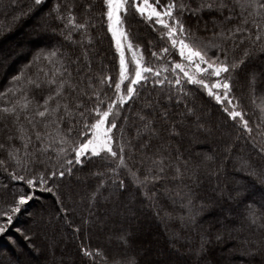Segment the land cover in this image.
<instances>
[{
  "label": "trees",
  "instance_id": "trees-1",
  "mask_svg": "<svg viewBox=\"0 0 264 264\" xmlns=\"http://www.w3.org/2000/svg\"><path fill=\"white\" fill-rule=\"evenodd\" d=\"M67 2L69 0H42L40 5H36L34 0H0V46L5 45V38L10 33L14 32L13 39L17 38L19 33L27 34L25 50L8 51L9 59L0 61V108L18 98L19 94L9 92V89L24 86V80L21 79L17 84L12 79L14 76H20L21 73L26 77L32 76L38 73L39 69L44 72L55 71L53 65L43 60L44 55L53 51L57 53L52 58L53 62L63 57L64 67L71 73L70 78L80 82L81 88H86L88 78H92L91 82L96 87L88 88L89 94L94 90L99 91L101 99L105 101L113 96L111 88L105 84H97V78L101 75L116 79L118 74V54L111 33L107 30L103 0H94L89 13L83 0H71L75 5L73 11L77 21L88 18V30L87 33L82 30L72 32L70 40L65 38L68 32L65 22L56 19L57 13L53 10L59 3L63 11V5ZM201 2L202 0H184L192 9H196ZM205 2L215 3L216 0ZM224 2L229 5L228 8H202L195 15L186 11L183 20L186 27H191L200 38L217 45L223 43L230 60L243 57L245 49L257 48L231 79V96L239 101L238 110H242L245 119L249 120L253 133L249 135L238 120L228 118L222 111V107L228 105L218 104L199 86L189 84L183 78L179 85L169 84L167 81L174 80L176 72L179 71L172 70V62L179 59L177 54L171 48L167 55L160 53L159 49L166 47L167 43L161 38L158 27L154 30L150 24L129 14L125 18V26L133 44L138 45L143 52L145 63L153 67L163 65L168 71L161 70L160 78L167 77L163 85L149 82L145 87L138 88V95L123 106L121 115L117 118V126H123L125 139L131 141L132 147L125 148L124 156L132 171L137 172L143 179L147 168L151 167L153 172L158 171L160 157L164 158L165 171L160 173V180L141 187L135 182V177L124 168L115 173L111 172L108 169L115 167L114 164L92 157L91 162L83 166L74 163L71 166V175L66 173L63 178H55L59 187L54 189L53 193L37 190L36 198L14 215L12 224L18 220L21 223L29 222L34 217V209L30 210L32 207L42 210L45 206L57 215L70 214L72 220L67 221L66 218L63 223L67 226L68 249L74 259L72 263L58 259V264H127L132 259L136 264H179L181 259L190 260L191 264H264V174L261 172L264 169V154L259 151L264 138L257 134L259 130L255 128L256 124L261 123L257 105L264 102V51H259L258 45L251 44L247 38L248 33H244L243 38L241 34H237L236 39H228L226 42H223L222 37L213 35L220 31L221 26L227 29L242 23L241 9L235 6L234 0ZM18 7L21 9L18 10ZM15 9L18 16L16 22L10 24L11 19L7 15ZM39 14L45 18L42 25L37 23L36 31L26 32L18 27L20 23L32 22L31 16ZM244 16H247V12ZM244 27L253 34L256 32L251 23ZM85 36H90L91 42ZM153 51L158 53L157 57L151 55ZM216 52L217 49L213 48L209 55ZM38 55L42 57L40 61L35 60ZM253 66L256 71L261 68L257 73H260L262 78L250 85V88L247 72ZM257 73H254L255 76ZM67 77L68 73H65V78ZM181 88L184 91H180ZM47 93L48 89L42 88L33 89L32 94L40 100ZM74 95L80 97L81 94L76 92ZM83 99L88 108L95 102V97L90 100ZM179 111L184 112L182 116L178 115ZM202 111L204 113H201ZM86 115L89 117L88 122H91V114ZM140 115L151 118L152 127L158 134L154 135L143 128ZM215 117L223 120L224 123L220 126L225 131L212 122ZM80 127L81 124L76 123V131H79ZM192 128H195V132L191 131ZM17 129L18 125L13 116L0 113V144L5 146L0 148V161L4 162L0 164V207L12 202L15 194L13 188L16 192L21 188L27 191L22 181L11 178L14 169L18 174H23L8 155L10 144L17 147L21 144L17 139H8L18 135ZM76 131L72 134L73 139H77ZM220 131L228 140L206 136L209 133L221 135ZM52 135L55 136L54 131ZM114 139H118V136ZM241 141L244 142V149L240 148ZM58 147V143L53 144V148L46 154V157L51 159L42 157L45 164L37 163L32 170L46 173L53 165L62 170L64 160L71 159L72 155L69 153L57 160L55 149ZM117 148L118 145L114 143L113 149ZM30 150L34 149L30 146ZM19 155L22 156L23 153ZM154 160L157 161L156 164L152 163ZM177 166L183 173L182 177H177ZM119 180H123L124 188L117 187ZM51 183L50 180V186ZM79 183L83 185L81 197L84 198L80 205L86 214L79 212L77 217H74L73 212H65L62 197L66 186L71 190L72 187L81 186ZM98 186L99 190L93 199L92 193L97 191ZM144 192L153 198L148 199ZM69 195L68 193L67 197ZM145 205L147 207L144 208ZM143 211L149 215H153V211L158 214L156 217L153 215L150 222L146 223L142 222L139 216ZM250 211L256 213L255 223L250 218ZM111 212L114 216L109 217ZM91 213L98 218L95 226L94 220H90ZM235 213L238 214L236 217ZM231 215L235 218L229 217ZM74 218L81 223L74 226ZM167 220H170L171 224L164 232L160 225ZM88 223L92 228H89ZM99 223L101 227H98ZM30 224H23L22 227L32 230ZM152 229L159 234L163 243L151 239ZM3 235H0V244H4L5 249H8L6 257L12 259L15 248ZM15 236L28 253L21 255L19 264H36L34 255L39 254L40 258L46 256L48 249L43 241L36 247L29 244L19 233ZM36 237L40 240L39 236L35 235ZM154 245L162 249L161 254L158 255L154 251ZM57 247L58 245H55L53 248ZM82 247L89 251L99 250V254L94 257L85 256L81 251ZM173 250H177L178 254L182 250L186 252L174 256Z\"/></svg>",
  "mask_w": 264,
  "mask_h": 264
},
{
  "label": "snow or ice",
  "instance_id": "snow-or-ice-1",
  "mask_svg": "<svg viewBox=\"0 0 264 264\" xmlns=\"http://www.w3.org/2000/svg\"><path fill=\"white\" fill-rule=\"evenodd\" d=\"M34 3L40 5L42 0H34ZM234 3L236 7L241 9V25L227 29L221 26L220 31L213 33V35L222 37L223 42H226L228 39H236L237 34H241V38H243V34L248 33L247 38L251 44L258 45V50L264 51V2L261 0H234ZM103 4L107 30L111 33V38L115 42V51L118 53V74L116 79L101 75L97 78V84H105L111 88L113 90L112 97L105 101L101 99L99 91L94 90L89 94L87 89L96 87L91 82V77L88 78L86 88H81L80 82H75L70 78L71 73L64 67L63 57L55 63L53 62L52 58L57 55L55 51L43 56V60H47L48 64L53 65L54 72L51 70L44 72L43 69H39L38 73L32 76L26 77L21 73L20 76L12 78L17 84L23 79L24 86L9 89V92L18 93V98L10 101L9 105L0 108V113L13 116L18 125V135L10 136L8 139L10 141L17 139L21 144L19 147L10 144L8 155L15 161L23 174H18L14 169L11 178L22 181L27 191L21 188L13 195L10 204L0 207V233L5 232L8 225L12 223L15 214L21 212L22 208H26L28 203L36 198L37 190L53 193L54 189L59 187L55 178H63L66 173L71 175V166L74 163L83 166L90 163L92 157H98L115 165V167L108 169L111 172L115 173L120 168L127 170L130 175L135 177V182L141 187H146L148 183L161 179L160 173L165 171L163 157L159 158L158 171L153 172L151 167L147 168V174L143 176V179L137 172L129 168L124 152L126 147L131 149V141L125 139L123 126L121 125L120 128L117 126V118L120 117L123 106L138 95V88L145 87L149 82L163 85L167 77L160 78L161 70L168 71L167 67L163 65L153 67L145 63L143 52L138 45L133 44L125 26V18L129 14L135 15L141 21L150 24L154 30L158 27L161 38L167 43L166 47L159 49L160 53L167 55L171 48L177 54L179 59L172 62V70L174 72L179 71L176 72L174 80L167 81L169 84L179 85L181 78H183L187 83L199 86L218 104L228 105L222 107V111L226 113L228 118L233 121L238 120L249 135L254 131L249 120L245 119L243 111L238 110L239 101L231 96V79L233 74L241 69V65L257 48L245 49L243 57L230 60L223 43L217 45L200 38L191 27H186L183 20L186 11L195 15L202 8L212 9L215 7L218 10L228 8L229 5L224 0H216L215 3L202 0L196 9H192L184 3V0H103ZM61 7L62 5L57 3L53 10L57 13L56 19L65 22L68 29L65 38L72 39V32L77 30L87 33L88 18L85 17L83 21H77L73 11L74 3L69 0L63 5V11H61ZM248 9H252V11L249 12ZM245 12H247V16H244ZM256 17H260V19H256ZM226 19H231V17H226ZM249 23L256 29L254 34L244 27ZM85 38L91 42L90 36H85ZM213 48L217 49V52L209 55V51ZM126 53L130 54V61L126 58ZM151 55L157 57L158 53L153 51ZM41 59L42 57L39 55L35 57L37 61ZM65 73H68L67 78H65ZM255 78L254 73L250 74V85H254ZM42 88L48 89V93L38 100L32 94L33 89ZM180 91H184V89L181 88ZM76 92L81 94L80 97L74 95ZM81 97L89 100L95 97V102L91 108H88ZM257 107L260 110L261 123L256 124L255 128L259 130L257 134L264 138V128H262L264 125V102ZM86 113L91 114V122H88L89 117ZM164 115L166 117L167 113ZM21 116H23V120H21ZM140 119L143 121L145 130L154 135L158 134L157 130L152 127L151 118L140 115ZM76 123L81 124L79 131H76ZM53 131L55 136L52 135ZM74 131H76L77 139H73ZM117 136L118 139H114ZM55 143L59 144V147L55 149L57 160L69 153H71L72 158L64 160V164L61 165L62 170L56 169L53 165L46 173L33 171L32 169L37 163L45 164V159L42 157H46L49 149H52ZM114 143L118 145L117 150L113 149ZM30 146L34 150H30ZM4 147L3 144H0V148ZM259 151L264 154V143L260 144ZM21 152L23 153L22 156L19 155ZM46 158L51 159V157ZM207 158L211 159V157ZM2 163L4 162L0 161V164ZM152 163L156 164L157 161L154 160ZM175 172L177 177L183 176L179 166L175 168ZM261 172L264 174V169ZM96 175H103V173H96ZM117 187H125L123 180H119ZM98 190L99 186L97 191L92 193L93 199ZM144 195L148 199L153 198L147 192H144ZM57 200H59L58 196ZM250 218L255 223L256 213L254 211H250ZM81 251L88 257L99 254V250L89 251L83 247ZM127 264H136V262L132 259Z\"/></svg>",
  "mask_w": 264,
  "mask_h": 264
},
{
  "label": "rangeland",
  "instance_id": "rangeland-1",
  "mask_svg": "<svg viewBox=\"0 0 264 264\" xmlns=\"http://www.w3.org/2000/svg\"><path fill=\"white\" fill-rule=\"evenodd\" d=\"M93 1L94 0H83V4L86 7V9L88 10L87 13H89L93 8V6H92ZM89 5L91 7H87ZM20 9L21 8L18 7V10H20ZM7 16L11 19L9 21V23L14 24V22H16V18L18 16V11L15 9L13 12H10ZM31 17L32 18H30V19H31V21L33 20L32 22H30V23L27 22L24 24L20 23V24H18V27L20 29L26 31V32H28V31L30 32L31 30L36 31L38 28L37 23L42 25L43 24V22H42L43 18H45V17H43L41 14L36 15V16H31ZM49 32L51 33L53 31H49ZM13 35H14V32L10 33V35H7L5 38V42H4L5 45L0 46V52H2V53H0V61L1 62L9 59L8 58L9 54H7L8 51L25 50V46H26V42H27V40H26L27 34L24 33V34H22L23 35L22 36L21 33H19V34H17L18 35L17 38H14V39L12 38ZM114 45H115V42H114ZM126 58H128L130 61V54L129 53H126ZM262 65L263 64L261 63L260 66H262ZM130 67H131V63H130ZM259 69L261 70L260 67H259ZM250 70L247 72V79L249 82L248 83L249 86H250V74L257 73L260 71V70L256 71L255 66H253V68H251ZM255 77H256L255 83H257L262 78L260 73H257ZM250 88H252V87L250 86ZM183 113L184 112L179 111L178 115L182 116ZM201 113H204V111H202ZM212 119H214V120H212ZM212 119L211 120L215 125H219V126L221 125L222 126V123H224L220 117H215ZM206 120H208V119H206ZM206 120H205V124L207 122ZM221 126L219 128L222 129L223 131H225V129H223V127H221ZM186 127H188V126H186ZM191 131L195 132V128L194 129L192 128ZM209 134H206V136H208L209 138L215 137L216 139L228 140V137H225L226 135L223 136L222 132H221V135H218L217 133L216 134L211 133L210 135ZM240 148H242V149L245 148L244 142H242V141L240 142ZM196 155H198V153H196ZM259 156L260 155L258 154V157ZM263 164L264 163L262 162V165ZM0 180H1V178H0ZM79 184H81V183H79ZM82 188H83L82 184H81V186L72 187L71 190H70V188L68 189L66 186L65 187V190H66L65 194L62 197V199H63L62 206H63L64 210L67 209V212H69V211L73 212L74 217L75 216L77 217V214H79V212L86 214L83 207L80 205V202H83V199H84L81 197V195H83V193H81L83 191ZM14 190H15L14 193H16V189L13 188V191ZM68 193L72 197H70V195H69V197H67ZM132 194L136 195L134 192H132ZM65 198H66V201H65ZM41 199L46 200L45 198H42V197H41ZM32 206H34V205H32ZM143 207L145 208L147 206L145 205ZM33 209H34V212H33L32 216H34V217L32 219H30L29 222H22L21 223L19 220L16 221L14 224H12L13 223L12 222L10 225H8L5 232L0 233V235L4 234L3 237L6 238L8 240V242H10V244H12L15 248V253L13 254V258L11 259V258L6 257V254L8 252V249L7 250L5 249L6 246L2 243L0 244V264H19L21 261V255L28 254L22 248V245L19 242L20 240L15 236L18 233L21 236H23V238L26 239V241L29 244L36 245V247L38 245H40L41 241H43L42 243H44V245L48 249L46 256L43 257L44 259L42 258V256L40 258L39 254L34 255V259L36 261V264H58L60 259H63L66 261L68 260L69 263H72L74 256L70 253V250L68 249V243H69L68 240L69 239H68L67 226H64V223H63L66 218H67L66 219L67 221L72 220V217L70 216V214L67 213L68 216H64L63 214L57 215L56 212H53L52 209L49 210L45 206H43L42 210L40 208L35 209L34 207H32L30 210H33ZM35 210H37V211H35ZM114 210L115 209H113V212L115 214ZM236 210H238V207L236 208ZM29 211H27L26 213L28 214ZM237 212H239V210ZM158 213L161 214V211L158 210ZM114 214H112V212L109 213V217L114 216ZM139 214H140L139 216L141 217L142 222H146V223L150 222L153 215L155 217L157 216L156 211H153V215L152 214L149 215V214L145 213L144 211L139 213ZM236 215H238V214L235 213V217H236ZM229 217L235 218L234 215H231ZM13 218H14V216H13ZM90 220L91 221L94 220L93 221L94 226L98 222V218H96L92 213H91ZM26 223H31L30 225H32V227H33L32 230H27L26 228H24L25 226L22 227V225L26 224ZM80 223H81L80 220H76V218H74V221H73L74 226H77ZM165 223L160 225L162 227V231L164 230V232L168 229V226L170 227L171 222H170V220L169 221L167 220ZM88 224H89V228L90 227L92 228V226H90V223H88ZM99 225H101L100 223L98 224V227H101ZM104 227H106V226H104ZM151 227H153V226H151ZM161 227H160V229H161ZM150 234H151L150 237L152 240H156L158 242L163 243L161 237L159 236V234H157V232L155 230L152 229ZM35 235L39 236L40 240H37V237L35 238ZM55 245H58L57 249L53 248ZM146 246L148 247V245H146ZM42 248H40V249H42ZM153 249L158 255L161 254L160 250H162V249H160L157 245H154ZM173 251L175 253L172 255L176 256L178 254L177 250H173ZM185 252H186L185 250H182L181 252H179L180 254H178V255L185 254ZM166 255L167 254L165 253V256ZM180 261L181 262L179 264H191L190 260L184 261V259H181Z\"/></svg>",
  "mask_w": 264,
  "mask_h": 264
}]
</instances>
